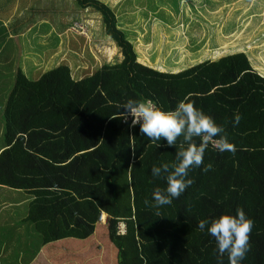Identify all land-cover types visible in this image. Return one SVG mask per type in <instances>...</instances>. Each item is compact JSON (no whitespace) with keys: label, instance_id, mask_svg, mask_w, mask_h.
<instances>
[{"label":"trees","instance_id":"trees-1","mask_svg":"<svg viewBox=\"0 0 264 264\" xmlns=\"http://www.w3.org/2000/svg\"><path fill=\"white\" fill-rule=\"evenodd\" d=\"M76 1L101 15L106 37L124 60L96 63L98 69L87 70L81 80L67 65L37 81L17 69L3 112L0 186L31 195L28 227L8 229L25 228L16 238L26 237L19 250L34 243L37 254H26L23 263L229 264L227 253L218 256L215 239L198 223L242 208L253 228L240 264H264V77L245 54L202 58L188 68L163 42L168 30L158 27L153 35L159 46L152 49V61H145L111 9L97 0ZM183 38L175 31L180 48ZM116 52L112 47L107 60ZM261 59L264 52L254 58ZM128 99H152L163 111L182 100L193 103L224 128L235 155L210 144L204 165L189 171L194 183L172 204L152 207L153 192L167 184L154 179L151 168L174 163L183 138L173 147L161 140L157 147L139 125L109 119ZM236 114L241 120L233 126ZM208 164L212 170L205 173ZM2 243L0 248L7 244Z\"/></svg>","mask_w":264,"mask_h":264},{"label":"rangeland","instance_id":"rangeland-1","mask_svg":"<svg viewBox=\"0 0 264 264\" xmlns=\"http://www.w3.org/2000/svg\"><path fill=\"white\" fill-rule=\"evenodd\" d=\"M58 1L59 0H45L44 6H41L40 8H38L36 4H31V0H5L1 5L3 6V9H1V15L5 17V19H3V23L6 24L5 27L7 28L6 30L9 33L8 39L9 40L18 39V41H20L21 44L25 45L26 54L19 53V50L16 46L17 43L11 42L8 43L6 47V51L3 55V57L11 58L10 62H8V66L5 67V63L0 61V69L2 70V72H0V144H2L3 133H4L3 112L6 107L8 97L11 91L13 90L15 84L17 69L20 68L23 72L29 71V78L32 81H37L43 74L41 70L37 69L38 67L36 63L38 61V57L41 58V56L44 54L45 55L53 54V59L56 60L55 64L60 63V66L67 65L71 67V69H73L74 72V77L76 78L77 77L76 72L80 71L82 67L84 68V70L87 69L90 70V72H92L93 74L98 69V68L96 69L98 65H101L103 63L114 64L122 60V54L120 58L116 59L115 57L113 61H108L106 56L102 58V60H100V58H98L94 54V51L98 49L99 53L105 54V52H107V49L104 48V45H102L101 47L97 46L96 48H90L89 51L91 56H89L88 58L85 55V53L87 52L86 48H84L83 52L80 53L79 56L76 52L80 48L85 47L87 45L86 44L87 38H89V43L91 44V41L94 38V36H92V33H96L95 30L90 29L89 27L87 29V27L83 23L81 24V22L74 21L70 25L71 29H69V34L67 35V37L58 39V33L60 31L62 24L56 25L55 21L52 20L48 21L49 20L48 16L52 14L53 8L54 6L57 5ZM263 1L248 0V5L242 10H239V14H241L240 24L236 20L238 14L229 15L231 11L228 9L230 7V1L228 0H211L209 2V3L212 2L210 4V8L212 11L210 15H205V14L198 15L197 11H194L193 13H190V16L195 20V23H197L198 26L200 25L201 27L206 28V30L203 31L204 33L207 34L208 38H213L214 36H218V39L221 40L222 36L217 33H219V31L222 29L223 34L225 35V38L222 40L224 42L223 44H226L227 48L230 49V51H233L231 45L234 46L235 44L243 47L245 52H248L247 51L248 48L253 47L252 54L258 56L260 54V49L262 50L261 48L262 46L256 47V43L260 44L264 40V21H261V23H259L260 19H264V5L261 4ZM222 4H224L225 7L224 9H220ZM218 6L219 9L217 10ZM66 8L67 10L70 11V13L74 15L84 12L85 10L82 9V7H80V5L76 2V0H72L70 4L66 5ZM255 16L258 17L256 18ZM61 17L63 18L62 19L63 25H65L67 22L66 19L69 18L70 15L62 13ZM231 17L232 19H234V21H231ZM255 18L259 19L258 23L256 24H254V20H256ZM75 22H77L78 24ZM101 23L102 24H101L100 38H104L105 30H103L102 17H101ZM244 24L247 25V28L242 27ZM81 25L85 26L83 27V29L84 31H86V35L82 34L83 30L81 28L82 27ZM188 27L183 29L185 30L184 31L185 37L183 39L187 41L189 51H191L193 49V45H198L197 43H195L198 40L191 39L194 35V31L189 30ZM48 30L49 33L52 30L53 34L57 37L51 43L50 41H48L49 44L47 43V39L45 38V34L48 33ZM122 31H124V33L126 34L128 33L127 29H122ZM238 31L240 34H237ZM141 33L142 34L149 33L150 35L153 36V31L152 29L149 28L141 29ZM169 33L170 31H167V34ZM229 33H234L235 35L237 34V38H235V35H229ZM74 39L76 41H74ZM215 39H217V37H215ZM169 41L172 42L171 50L175 53L177 51V45H176L177 43L175 40V36L170 37V39H167V41L163 39V42H167V44H169L168 43ZM216 41H217V45L221 46L219 44L220 41L219 40ZM100 43H102V40L99 43H97V45H100ZM66 47H69L72 52H75L72 55L73 59L71 58V60L68 58L70 53ZM29 52L31 53V55H29ZM23 56H27L26 59H22ZM153 57L155 58V56ZM96 63L98 65H96ZM54 68L55 67H52L50 70ZM88 75L89 74H87L86 76L84 75L83 78L87 77ZM77 80H81V79H77ZM2 189H4V187L3 188L0 187V191ZM14 192H16V196L13 195ZM14 192L12 193L8 192L9 195L8 199H5L3 197V194L0 192V196L3 197V200H1L0 198V229L3 228L1 230H3V232L7 234L8 236L6 237L7 240H10L12 234H16L18 236L19 232L23 233V229L25 228H22L21 230L16 228L15 230H12L13 232H8V228L13 223L15 224V226H17L20 220L22 219V216H25L28 210L27 201H20V199L26 197L25 193L20 192V190H15ZM15 198L17 200H15ZM102 218H104V215H102ZM25 239L26 237L22 236V238L18 237V239L15 242L11 241L10 245L8 246L9 252H7V255H5L6 253L3 255L6 257H0V264H7V263L17 264L18 260L25 259L26 254L31 256V257L27 256L26 259L34 258V256L37 254L35 250H31V248L34 246V243H32L30 247H28L29 250L28 248L27 249L25 248L23 250L22 249L19 250V248H17L16 244H19L20 242H22L21 240H25ZM2 242L8 243V241H5L0 236V245L3 244ZM1 250H4V248H0V251ZM21 251L22 253H19ZM2 258H5L6 260H2Z\"/></svg>","mask_w":264,"mask_h":264},{"label":"crops","instance_id":"crops-1","mask_svg":"<svg viewBox=\"0 0 264 264\" xmlns=\"http://www.w3.org/2000/svg\"><path fill=\"white\" fill-rule=\"evenodd\" d=\"M4 1L5 0H0V61L4 62L5 67H7L8 62H10L11 58L3 57V55L6 51V47L8 43L16 42L17 43L16 46L19 50V53H23V54H26L25 52L26 47L25 45L21 44V42L18 41V39L16 40L8 39L9 33L6 30L7 28L5 27L6 24L3 23V19H5V17L1 15V9H3V6L1 5ZM71 1L72 0H59L57 5L54 6L53 8L52 14L48 16V19H49L48 21H51V20L55 21L56 25L62 24L60 31L58 33V39L67 37V35L69 34V29H71L70 25L74 21L81 22L87 27V29L89 27L90 29L95 30L96 33H92V36H94V38L91 41V44L89 43V38H87L86 39L87 41L85 40L87 45L85 47L80 48L76 52L79 56H80V53L83 52L84 48H86L87 52L85 53V55L88 58L89 56H91L90 51H89L90 48H96L97 46L101 47L102 45H104V48L107 49V52H105L106 55L104 53H99L98 49L94 51V54L98 58H100V60H102V58H104L105 56H107V54H109V50H111L112 47H115L117 49V52L115 54L116 59L120 58L122 53H121V50L117 48L116 44L113 43L111 39H108L105 34H104L105 35L104 38H100L102 23H101V16L99 15V13L93 10L92 8H89V9L84 10V12L74 15L70 13V11L67 10L66 8V5L70 4ZM97 1L106 5L109 9H111L117 15L118 28L121 30L122 29L128 30L127 35L130 41L133 43L137 51L141 54L142 56L141 58L144 59L145 61H152V51H153L152 49L155 47V51H157V47L159 46V44H157V40H154V35L152 36L149 33L142 34L141 29L149 28V29H152V31H154V29L158 27L159 28L158 30H161V29L163 30L167 29L168 31L170 30L169 36L167 38V39H170V37L175 36V31H177V36L185 37V34H184L185 30L183 29L187 28L189 24L188 28L189 30L194 31L193 38L198 40L197 42H195L198 45H193V49L189 51L187 41H186L185 46L182 48H180V46L176 44L177 51L175 53L173 52L172 54H175L176 56H178V62L187 63L188 68H189L191 67V62L200 61L202 58H216L217 59L219 57H227V56H233L237 54H245L248 56L252 67L262 77H264V59L254 60V58H258L259 56H261V54L264 52L263 50L260 49V54L258 56H255L252 54L253 47L248 48L247 50L248 52H245L243 47L235 44L234 46L231 45V48L233 51H230V49L227 48V45L223 44L224 42L222 40L225 38V35L223 34L222 29L219 31V33H217L222 36L221 40L218 39V36H214L213 38H208L207 34L204 33L203 31V30H206V28L201 27L200 25L198 26L197 23H195V20L190 16V13H193L194 11H197L198 15H203V14L210 15L212 13L211 8H210V4L212 2L209 3L211 0H97ZM228 1H230V7L228 9L231 11L229 15L238 14V17L236 20L240 24L241 14H239V10H242L248 5V0H228ZM44 2L45 0H31V4H36L38 8H40L41 6H44ZM261 4L264 5V1ZM224 8H225L224 4H222L220 9H224ZM218 9H219V6L217 7V10ZM62 13L70 15V17L66 19L67 22L65 25H63V22H62V19H63L61 17ZM255 17L257 18L258 16H255ZM258 20L259 19L254 20V24L258 23ZM231 21H234L232 17H231ZM261 21H264V19H260L259 23H261ZM84 25H81V26L85 27ZM242 27L247 28V25L244 24ZM103 30H104V25H103ZM171 31H172V34H171ZM89 34H90V31H89ZM237 34H240L239 31ZM237 34L235 35L234 33H229V35H235V38H237ZM72 37H75V36H72ZM215 37H217V39H215ZM45 38L47 39V43L49 44L48 41H50L51 43L57 37L53 34L52 30L50 31V33L48 30V33L45 34ZM101 40H102V43H100V45H97V43H99ZM216 40L220 41L219 44L221 46L217 45ZM74 41L76 40L74 39ZM168 43L169 44H167L166 42V45H168L171 48L172 42L169 41ZM257 46L258 47L262 46L261 48H263L264 40L260 44L256 43V47ZM66 48L68 49L70 53V55L68 54L69 55L68 58L71 60L72 55L75 52H72L69 47H66ZM165 49H166V46H164L161 43V53H163ZM74 50H77V49H74ZM225 50H227V53L223 54ZM230 52H233V53H230ZM221 54L223 55L220 56ZM29 55H31L30 52H29ZM26 57L27 56H23L22 59H26ZM122 60H124V57H122ZM55 62L56 60L53 59V54H48V55L44 54L41 56V58L38 57V61L36 63L38 67L37 69L41 70L42 73H46L50 71L52 67H56L60 65V63L55 64ZM87 70H84V68L82 67L80 71L76 72V76H77L76 78L83 79ZM0 72H2L1 69H0ZM72 72H73V69H72ZM26 73L29 76V71H27ZM73 76H74V72H73ZM0 147H1L0 148V153H1L3 150V146H1L0 144ZM14 191L15 190L13 189L10 190L9 188L7 189L4 188L0 192L3 194V197L5 199H8L9 198L8 192L12 193ZM20 192H23L26 195V197H23V199H20V201H27V203H29L31 200V197H30L31 195L23 190H20ZM13 195L16 196V192H14ZM3 197L0 196L1 200H3ZM15 200L17 199L15 198ZM27 215H28V210H27V214L25 216H22V219L19 222V224L25 227H28V224L25 223L27 219ZM13 226H15L14 223L11 226H9V228H12ZM1 229H0V232H3V230ZM3 233H4L3 238L4 237L6 238L7 234L5 232ZM12 237L14 238V240H12ZM16 238H17V235L12 234L10 240H8V243L3 247L4 248V250H2L3 253L7 254V252H9L8 246L10 245L11 240L12 242H15L17 240ZM20 261L21 263H18V264H25L23 263V259H21ZM7 264H10V263H7Z\"/></svg>","mask_w":264,"mask_h":264},{"label":"clouds","instance_id":"clouds-1","mask_svg":"<svg viewBox=\"0 0 264 264\" xmlns=\"http://www.w3.org/2000/svg\"><path fill=\"white\" fill-rule=\"evenodd\" d=\"M117 107L123 111L119 110L109 119L122 120L128 124L131 118L129 127L135 128L139 125L140 133L150 142L156 143L157 147L160 146L157 142L161 140L173 147L181 137L183 138L175 154L174 163L171 165L163 163L151 168L152 177L164 179L167 184L166 189L156 188L153 192L155 203L151 205L152 207L160 208L172 204L174 199H179L194 183L192 179L187 178L189 171L204 165V153L210 144L221 153L231 152L235 155V146L229 143L226 135H222L224 128L218 126L212 117L205 115L187 100L180 101L175 109L170 111L161 110L152 99H128ZM240 120V115L236 114L233 126L238 125ZM195 138H199V144ZM202 170L207 173L212 170V165L208 164ZM144 203L148 205L149 201L145 200ZM198 228L201 231L206 229L215 239L218 256L222 258L227 253L229 264H240L250 251L249 239L253 221L246 216L242 208H237L235 215H221L211 222L201 220Z\"/></svg>","mask_w":264,"mask_h":264},{"label":"built area","instance_id":"built-area-1","mask_svg":"<svg viewBox=\"0 0 264 264\" xmlns=\"http://www.w3.org/2000/svg\"><path fill=\"white\" fill-rule=\"evenodd\" d=\"M82 28V30H83V33L82 34H86V31H84V29H83V27H81ZM80 29V28H79ZM129 121H131V118H129ZM125 229V227H123V230ZM124 232H125V230H124Z\"/></svg>","mask_w":264,"mask_h":264}]
</instances>
